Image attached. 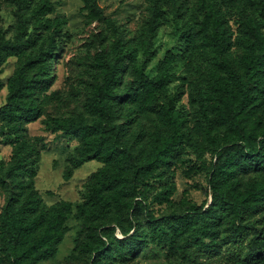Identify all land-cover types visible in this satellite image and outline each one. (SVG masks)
<instances>
[{"label": "trees", "instance_id": "1", "mask_svg": "<svg viewBox=\"0 0 264 264\" xmlns=\"http://www.w3.org/2000/svg\"><path fill=\"white\" fill-rule=\"evenodd\" d=\"M14 1L18 5V29L14 38L0 37V74L9 57L16 56L18 65L9 79L0 121L13 129L16 143L20 141L16 140L18 134L23 141L11 165L0 164V187L8 192L6 204L0 207V264H39L57 253L65 236L66 221L74 211L70 201L47 205L42 200L34 182L39 150L24 139L23 132L24 123L40 116L38 92L50 74L48 59H54L61 37L60 31L54 30L47 38H41L29 26L31 0ZM83 1L91 13L102 12L98 0ZM152 1V16L157 19L170 0ZM238 3L248 15L252 11L264 14V0ZM202 15L199 28L188 31L185 49L168 51L154 77L147 76L139 67L140 49L147 38L138 44L120 40L102 80L93 87L87 105L91 122L81 116L57 122L58 128L78 135L81 140L66 172L67 179L85 162H103L89 180L84 203L77 206L86 225L83 246L93 255L92 264L106 263L117 255L134 256L145 249L150 237L168 254L185 259L192 248L215 255L228 247L236 264H264V180L257 179L264 176V133L260 139V120L255 118L260 105L257 93H264V33L252 18L239 25L243 35L239 43L249 46L243 75L231 59L230 25L222 5L214 0H206L205 4L203 0ZM198 48L201 53L195 51ZM205 51L211 54L206 63ZM146 53L147 50L143 52ZM177 61H182L191 75H197L188 82L190 109L199 127L196 141L185 138L187 118L181 119L190 112H178L177 99H170L168 105L158 102L174 75ZM131 63L133 79L126 83L124 75ZM213 100L215 109L209 114L208 102ZM130 106L162 114L163 135L149 138L138 150L135 143L125 138L128 123H120L128 116ZM185 141L195 150L214 144L216 160L209 178L211 202L207 207L201 205L155 219L144 189L158 177L164 178L165 168ZM142 150L147 153L145 158L140 157ZM248 173L257 177L244 184L240 175ZM172 194L173 188L169 186L155 199L167 202ZM139 196L143 199L136 200L134 205ZM129 209H133L132 213ZM117 229L126 237L117 238Z\"/></svg>", "mask_w": 264, "mask_h": 264}, {"label": "rangeland", "instance_id": "2", "mask_svg": "<svg viewBox=\"0 0 264 264\" xmlns=\"http://www.w3.org/2000/svg\"><path fill=\"white\" fill-rule=\"evenodd\" d=\"M214 1L222 5L230 25L231 59L245 75L244 62L249 46H241L239 43V38L243 36L239 25L247 18H252L255 23L260 24L264 33V14L252 11V14L248 15L238 0ZM152 4V0H98L102 12L93 14L83 0H31L28 10L29 26L33 27L41 38H47L54 30H59L61 40L54 51V59H48L50 74L38 92L40 116L24 123V139L30 140L39 150V155L35 158L37 173L34 182L42 200L47 205L70 201L74 208L73 214L66 221L65 236L57 253L39 264H92L93 261V255L83 246L86 225L77 206L84 203L89 180L92 174L103 166V162L97 159L85 162L75 168L67 179L66 172L72 166V158L76 155V148L81 144V140L78 135L58 128L57 122L72 116H81L91 122L87 105L92 98L93 87L102 80L106 64L113 57L115 45L120 40L133 44L137 41L138 44L147 38L140 49L139 67L147 76L154 77L159 73L166 53L170 50L182 52L188 43V31L195 32L199 28L203 16V0H170L163 15L157 19L152 16ZM17 11L18 5L14 0H0L1 38L15 37L18 29ZM145 50L148 53L143 54ZM195 51L202 52L200 48ZM210 56L211 54L205 51V63ZM200 58L198 55L197 59ZM17 65L18 58L11 56L3 66V72L0 74V107L7 101L9 79ZM131 65L134 63L128 66L124 75L126 83L133 79L134 68ZM183 66L182 61L174 64V75L160 93L158 102L168 105L170 99H177L178 112H190L181 119L187 118L184 124L185 138L196 141L199 127L190 109L188 82L194 81L197 75H191ZM262 80L264 81V78ZM261 97H264V93L258 91L257 102L260 105L255 118L260 120V139L264 133V100L259 99ZM215 105L216 100L208 102L209 114L215 109ZM134 108L135 106H130L127 109L128 116L122 118L120 123H128L129 131L125 138L135 143L138 150L149 138L163 135V124L160 112L149 108ZM130 113L133 115L130 116ZM12 133L13 129L0 121V164L5 162L7 166L13 162L15 151L23 141V137L18 134L16 140L20 141L16 143V135ZM213 149L214 144L195 150L185 141L179 154L165 168L164 178L158 177L152 181L151 186L144 189L155 219L185 213L197 206L207 207L210 204L212 192L209 178L213 162L216 160ZM142 151L140 157L145 158L147 153ZM256 177L254 173L240 175L244 184ZM257 179L264 180V176H258ZM169 186L173 188L170 200L163 203L156 201V195ZM138 199L143 197H137L134 205ZM7 200L8 192L0 187V207L4 206ZM132 211L133 209H129V213ZM115 236L121 239L126 237L119 229L116 230ZM143 247L145 249L134 256L123 258L117 255L108 258L103 264H236L228 247L220 249L215 255L192 248L188 250L190 256L186 259L168 254L167 250L158 246L151 237Z\"/></svg>", "mask_w": 264, "mask_h": 264}]
</instances>
